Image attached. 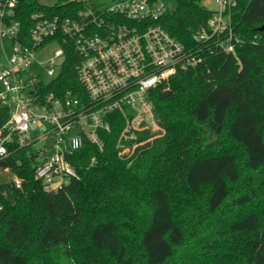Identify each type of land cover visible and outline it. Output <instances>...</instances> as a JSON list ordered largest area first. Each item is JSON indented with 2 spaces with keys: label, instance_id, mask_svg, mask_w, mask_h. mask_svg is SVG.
<instances>
[{
  "label": "trees",
  "instance_id": "obj_1",
  "mask_svg": "<svg viewBox=\"0 0 264 264\" xmlns=\"http://www.w3.org/2000/svg\"><path fill=\"white\" fill-rule=\"evenodd\" d=\"M65 1L18 0L13 18L26 36L33 14L81 8ZM202 1L174 0L154 23L195 64L150 93L165 133L131 165L116 156L117 127L102 152L74 154L80 179L55 192L34 178L31 147L0 161V264H264V0H233L232 53L215 44L224 34L194 39L208 32ZM65 53L55 81L80 88ZM8 116L0 102V127Z\"/></svg>",
  "mask_w": 264,
  "mask_h": 264
},
{
  "label": "built area",
  "instance_id": "obj_2",
  "mask_svg": "<svg viewBox=\"0 0 264 264\" xmlns=\"http://www.w3.org/2000/svg\"><path fill=\"white\" fill-rule=\"evenodd\" d=\"M17 2L0 0V41L11 47V56L0 65V102L9 111L0 127V161L14 147H31L34 178L44 192H55L80 179L74 154L86 143L102 152L103 135L117 127L116 156L131 165L165 133L150 93L178 68L195 64L179 42L154 24L166 9L162 0H66L81 8L70 16L33 14L26 36L13 18ZM202 2L212 5L208 32L194 39L224 34L215 44L232 53L233 0ZM66 49L78 57L80 88L63 89L55 81ZM30 66L42 72H31ZM10 179L15 188L21 187L19 177Z\"/></svg>",
  "mask_w": 264,
  "mask_h": 264
},
{
  "label": "rangeland",
  "instance_id": "obj_3",
  "mask_svg": "<svg viewBox=\"0 0 264 264\" xmlns=\"http://www.w3.org/2000/svg\"><path fill=\"white\" fill-rule=\"evenodd\" d=\"M57 0H38V2L42 5H46V6H51L53 5ZM94 2H96L97 4H105V3H111L112 1L115 0H93ZM164 6L166 9H172L174 6V0H162ZM204 7L206 9H211L212 5L210 3H205ZM48 49V48H47ZM11 56V47H10V42H8L7 40H3L0 41V65L5 63L6 58ZM31 72H37L38 70H40L42 72V69H38L35 66H30L29 69ZM2 91V88L0 86V92ZM2 172H6L5 170H3Z\"/></svg>",
  "mask_w": 264,
  "mask_h": 264
},
{
  "label": "water",
  "instance_id": "obj_4",
  "mask_svg": "<svg viewBox=\"0 0 264 264\" xmlns=\"http://www.w3.org/2000/svg\"><path fill=\"white\" fill-rule=\"evenodd\" d=\"M258 30H259V31H264V24H263L261 27H259ZM213 141H214V137L211 136V137H210V141H209V143H212Z\"/></svg>",
  "mask_w": 264,
  "mask_h": 264
}]
</instances>
